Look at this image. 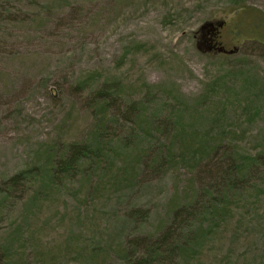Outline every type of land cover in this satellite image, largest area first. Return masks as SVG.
I'll return each mask as SVG.
<instances>
[{
    "label": "rangeland",
    "instance_id": "374dc122",
    "mask_svg": "<svg viewBox=\"0 0 264 264\" xmlns=\"http://www.w3.org/2000/svg\"><path fill=\"white\" fill-rule=\"evenodd\" d=\"M75 141L106 150L58 173ZM261 149L264 0H0V264L142 260L185 223L194 250L147 264H264V164L225 181ZM46 156L54 179L7 181Z\"/></svg>",
    "mask_w": 264,
    "mask_h": 264
},
{
    "label": "trees",
    "instance_id": "16d2710c",
    "mask_svg": "<svg viewBox=\"0 0 264 264\" xmlns=\"http://www.w3.org/2000/svg\"><path fill=\"white\" fill-rule=\"evenodd\" d=\"M204 32V35L206 37H213L214 32H210L209 30H205ZM141 115L142 112L139 114V116L141 117ZM94 126H98L99 128H101L103 127V123L101 120H98L96 121ZM96 134L98 135L97 132L93 133L91 131L84 143L97 144L98 137H96ZM84 143L83 141H75L70 142L64 146L62 155L56 160L58 173H62L65 171H75L79 168L80 165L88 162V160L96 158L100 151L101 153H103L106 150V145H101L100 147L96 146V148H93L91 145ZM102 143H104L103 140ZM234 153H236V151ZM52 164L53 163L50 161V156H46V158L40 165L35 164V162L31 165V173L29 175L26 170H21L17 174H14L10 178H8L7 181H9L10 184H16L22 179L33 177L37 180H41L43 183L48 182L49 179H54L56 177V175L52 173ZM262 164H264L263 149L256 153L240 152V156L236 158L233 157L228 164L229 168L227 170V179L225 180L226 189L228 191H231L236 185L240 184V186H242L246 179L251 177V174H248V170L252 169L253 166L262 168ZM221 195L224 196V193H221ZM209 204L214 212V214H212L211 216V219L213 220L215 219L216 205L214 202L210 203V201ZM181 210L182 208L180 209V211H178V213H180ZM220 212L223 214H226L228 212L226 203L221 202ZM186 216L187 219H189L188 221H190V219L197 217L198 214H196L190 209V207H188ZM185 229L194 231L195 233L193 234V232L190 231V234L184 235ZM203 230L204 228H202V225L200 224L192 225L189 223H185L183 224V229L180 234H177L175 230H167L162 235L154 237L153 239L146 237L143 241L149 246L148 250H146V253H144L145 255H142V260L135 259V261H133V259H131L132 256H127L122 264H147L148 262H158L159 260H161V258L170 256L174 252L179 251L178 253H181L194 250V242L195 240H197L199 232ZM171 236L175 237L173 242L169 245H166L167 239ZM162 253H165L167 256H164Z\"/></svg>",
    "mask_w": 264,
    "mask_h": 264
},
{
    "label": "flooded vegetation",
    "instance_id": "af4514ba",
    "mask_svg": "<svg viewBox=\"0 0 264 264\" xmlns=\"http://www.w3.org/2000/svg\"><path fill=\"white\" fill-rule=\"evenodd\" d=\"M224 26V22H219L216 26H211V28L213 29V30H219L221 27H223ZM210 40H211V42H210V45H211V47H213V48H215V47H217L218 45L219 46H221V48L222 49H224L226 52H228L230 49H227L226 48V46H224L221 42H219V40L218 41H213L214 40V38L212 37V38H210ZM218 46V47H219Z\"/></svg>",
    "mask_w": 264,
    "mask_h": 264
}]
</instances>
